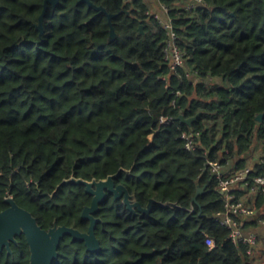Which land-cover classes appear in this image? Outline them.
Segmentation results:
<instances>
[{"label":"trees","instance_id":"1","mask_svg":"<svg viewBox=\"0 0 264 264\" xmlns=\"http://www.w3.org/2000/svg\"><path fill=\"white\" fill-rule=\"evenodd\" d=\"M91 1L105 12L48 2L41 32L45 0H0V211L12 196L44 229L85 232L92 195L62 182L119 171L115 184L142 207L152 201L150 210L107 193L94 214L101 249L66 235L52 264H259L253 246L233 242L218 222L225 194L203 168L207 160L228 175L249 167L232 190L254 214L235 216L246 233L264 225V195L249 192L264 175V0H156L184 52L175 69L149 0ZM183 131L198 133L193 150ZM10 247L0 264H29L24 234Z\"/></svg>","mask_w":264,"mask_h":264},{"label":"water","instance_id":"2","mask_svg":"<svg viewBox=\"0 0 264 264\" xmlns=\"http://www.w3.org/2000/svg\"><path fill=\"white\" fill-rule=\"evenodd\" d=\"M80 1L87 2L89 6H92L96 10L105 12V8L103 6H97L91 0ZM48 2L56 5L58 0H45L44 10L39 17V23L37 25V29L41 32L43 31V15ZM114 15L115 14L113 13H107V17L111 25V35L113 37L115 36V31L111 23V18ZM142 27L143 26L141 25L140 28L142 29ZM262 115V113L258 114L256 118L261 120ZM178 119L191 125L192 121L195 119V116L184 118L183 115H179ZM118 174L119 171L117 173L108 175L106 178L99 180L94 179L91 181L72 177L62 182L84 184L86 191L92 195L90 205L84 207L81 215L82 218L88 219L90 221L89 227L85 232L67 225L56 224L48 229H44L38 224L36 218L30 211L20 206L12 196L6 197L5 201L8 203V207L0 211V251L5 248L7 252L10 253L11 242H16V236L21 234H24L29 245V264H52L59 255L58 248L60 241L66 235H70L72 239L84 241L88 251H99L101 249V245L100 240L96 236L95 227L96 223L100 219L95 217L94 214L99 211V205L106 199L107 193H112L114 198L123 197L124 203L131 210L138 208L140 211L148 212L151 208L152 201L146 207H142L139 202L133 201L131 199V195L123 184H115L114 177ZM203 189V187L197 188L196 195L193 198L194 200L196 199L197 195L203 191ZM220 192L222 193V191ZM168 204L169 203H166V205Z\"/></svg>","mask_w":264,"mask_h":264},{"label":"built area","instance_id":"3","mask_svg":"<svg viewBox=\"0 0 264 264\" xmlns=\"http://www.w3.org/2000/svg\"><path fill=\"white\" fill-rule=\"evenodd\" d=\"M187 7H191L193 4L203 5V0H189ZM147 13L154 15L158 18L167 34L166 45L163 49L165 59L170 63L171 69H175L181 66L184 61V52L178 46L177 43V33L173 26L171 18L168 16V10L165 6H161L160 11H148ZM173 104V101H172ZM172 119L168 116H162L160 123L166 124ZM198 133H193L192 131L181 133L180 138L184 141V146L188 150H193L195 148L194 136ZM203 170H207L210 174L216 176L218 179V189L225 194V212L219 214L217 220L229 231V237L233 242L242 241L254 245L257 240V234L254 231L245 232L243 228V222L238 220L236 216H242L247 218L254 214L253 209L245 203V196H240L237 198L236 194L233 192L234 186L245 185L243 181L247 174L250 172V168H244L235 172L232 175L226 174V169L223 164L218 160H207L204 163ZM254 184L249 188L250 193H260L264 195V175L255 176ZM248 185V184H246ZM236 215V216H235ZM264 224V220H260ZM205 243L208 246H213L214 241L211 237L205 238Z\"/></svg>","mask_w":264,"mask_h":264},{"label":"crops","instance_id":"4","mask_svg":"<svg viewBox=\"0 0 264 264\" xmlns=\"http://www.w3.org/2000/svg\"><path fill=\"white\" fill-rule=\"evenodd\" d=\"M149 2L152 4V8H151L152 11H160L159 10L160 4L158 3V1L149 0ZM257 155H259V153ZM251 230H253L257 234V240H256L255 245L253 246L254 249H255L254 253L256 254L258 252L257 250L260 251L259 247L261 246L260 245L261 243H262V247H264L263 246L264 245V225L260 224L257 228H254V229H251ZM256 261H257V258H256Z\"/></svg>","mask_w":264,"mask_h":264},{"label":"rangeland","instance_id":"5","mask_svg":"<svg viewBox=\"0 0 264 264\" xmlns=\"http://www.w3.org/2000/svg\"><path fill=\"white\" fill-rule=\"evenodd\" d=\"M255 245V244H254ZM252 245V246H254ZM261 246L259 247V249L263 248L262 247V243L260 244ZM264 246V245H263ZM254 248V247H253ZM264 254V253H263ZM259 250L258 252L255 254L256 255V258H257V261L260 263V264H264V255H263Z\"/></svg>","mask_w":264,"mask_h":264},{"label":"flooded vegetation","instance_id":"6","mask_svg":"<svg viewBox=\"0 0 264 264\" xmlns=\"http://www.w3.org/2000/svg\"><path fill=\"white\" fill-rule=\"evenodd\" d=\"M8 253V252H7Z\"/></svg>","mask_w":264,"mask_h":264}]
</instances>
